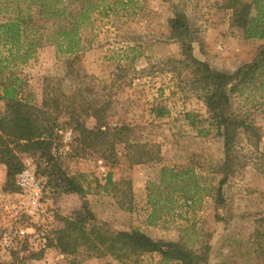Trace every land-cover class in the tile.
<instances>
[{
  "label": "rangeland",
  "instance_id": "obj_1",
  "mask_svg": "<svg viewBox=\"0 0 264 264\" xmlns=\"http://www.w3.org/2000/svg\"><path fill=\"white\" fill-rule=\"evenodd\" d=\"M4 2L0 0V5ZM68 3L72 9L80 6ZM222 4L221 0H92L88 6L91 25L81 31L76 54L89 77L66 78L61 91L71 95L81 88L85 98L108 109L105 122L110 128H125L130 142L155 150L158 160L132 165L125 143L114 142L106 151L86 149L68 117L60 116L54 128L53 154L86 194L81 198L52 193L47 178L38 171L40 162L27 154L20 155L25 180L18 175L17 190H7L6 168L0 163V264H121L111 256L65 257L48 247V240L63 226L61 219L73 217L83 202L94 217L93 224L105 230L137 229L155 241L183 242L194 251L207 247V264H264V255L256 252L252 238L264 218L260 169L264 166V68L249 88L233 97L234 109L254 123L261 142L254 149L243 134L239 136L236 152L242 164L222 186L223 202L217 204L213 190L222 179L216 170L224 157L223 139L205 122L208 115L200 95L170 72L167 63L179 58V48L167 31L174 8L199 28L203 44L195 43L193 54L212 69L233 74L261 58L264 39L233 31L232 11ZM5 8L0 9V23L11 15V8ZM32 13L40 21L39 33L55 28V21L44 20L39 8H32ZM1 55H6L3 46ZM67 58L46 42L27 64L0 62V97L4 86L17 80L18 98L41 107L45 81L52 79L55 86L64 78ZM4 110L0 99V115ZM155 110L165 113L156 117ZM83 123L89 130L97 126L94 117ZM191 167L205 190L190 208L178 192L166 190L159 182L162 168L181 172ZM158 186L165 189L163 199L173 195V203H166L157 224L150 226L149 189ZM42 188L36 197L35 191L40 193ZM139 264L181 263L164 262L153 253L141 257Z\"/></svg>",
  "mask_w": 264,
  "mask_h": 264
},
{
  "label": "trees",
  "instance_id": "obj_2",
  "mask_svg": "<svg viewBox=\"0 0 264 264\" xmlns=\"http://www.w3.org/2000/svg\"><path fill=\"white\" fill-rule=\"evenodd\" d=\"M68 2L79 3L80 6L72 9ZM221 2L223 9L232 11L230 27L233 31L244 32L249 38L264 39V0H252L251 3L244 0ZM91 3L92 0H5L0 5L1 10L2 6L11 8V15L0 23V46L6 49V55L0 56V62L27 64L46 42L53 44L58 54L68 57L64 78L57 80L55 86H52L54 80L45 81L41 107L18 98L17 80L3 88L0 99L5 103V110L0 115V163L6 168L7 190H17L16 177L25 169L20 155L27 154L40 162L38 171L47 178V187L52 193L84 197L85 189L64 172L53 154L54 128L60 116L68 117L73 132L80 137L78 141L86 149L106 151L114 142L125 143L132 165L158 160L155 150L130 142L125 136V128H110L105 122L108 109L100 108L98 102L85 98L81 88L71 95L61 91L66 78L78 81L89 77L78 65L76 54L80 49L81 31L91 25L88 8ZM32 8H39L44 20L55 21L56 26L50 33H39L40 21L32 13ZM254 10L257 12L255 16L252 14ZM167 31L169 39L179 48V58L168 59L169 71L200 95L208 115L205 122L215 128L223 139L224 157L216 170L222 179L219 188L213 190V198L217 204H221L222 186L242 164V156L236 152L239 136L243 134L254 149H258L261 142V135L254 123L234 109L233 97L249 88L260 75L264 68V52L260 59L228 74L212 69L194 56L193 45H202V36L199 28L183 11L174 8V16L168 20ZM154 112L156 117H162L165 113L162 110ZM88 117L97 120V126L92 130L83 123ZM260 169L264 174V166ZM159 185L178 192L181 200L190 203V208L202 199L205 190L192 167L181 172L162 168ZM160 186L156 190L149 189L148 203L152 212L147 223L150 226L157 224L165 204L173 203L171 194L162 198L165 189L162 190ZM93 221L92 213L83 202L73 217L61 219L63 226L53 233L52 239L47 238L48 247L56 249L65 257H77L80 253L97 258L111 256L121 264H139L141 257L153 253L158 254L164 262L208 263L207 247L194 251L183 242L155 241L137 229L113 232L94 225ZM259 222L261 224L255 228L252 238L256 252L264 255V218Z\"/></svg>",
  "mask_w": 264,
  "mask_h": 264
},
{
  "label": "built area",
  "instance_id": "obj_3",
  "mask_svg": "<svg viewBox=\"0 0 264 264\" xmlns=\"http://www.w3.org/2000/svg\"><path fill=\"white\" fill-rule=\"evenodd\" d=\"M26 169H24L22 172H21V174H19V176H21L22 177V181H24L25 179H24V177L27 175V173L26 172H24ZM42 191H43V188H42V190L40 191V193L38 192V191H35V195H36V197H39L40 196V194H42ZM20 233L21 234H23L24 233V231H20Z\"/></svg>",
  "mask_w": 264,
  "mask_h": 264
}]
</instances>
